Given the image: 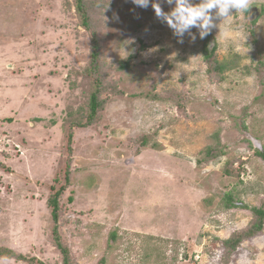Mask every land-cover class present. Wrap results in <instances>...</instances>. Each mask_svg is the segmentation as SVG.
<instances>
[{
  "label": "rangeland",
  "instance_id": "obj_1",
  "mask_svg": "<svg viewBox=\"0 0 264 264\" xmlns=\"http://www.w3.org/2000/svg\"><path fill=\"white\" fill-rule=\"evenodd\" d=\"M82 2L94 69L74 0H0V250L24 258L0 264H63L54 227L72 264H264V219L224 245L264 202V0L194 43L151 4Z\"/></svg>",
  "mask_w": 264,
  "mask_h": 264
},
{
  "label": "clouds",
  "instance_id": "obj_2",
  "mask_svg": "<svg viewBox=\"0 0 264 264\" xmlns=\"http://www.w3.org/2000/svg\"><path fill=\"white\" fill-rule=\"evenodd\" d=\"M171 5V10L165 12L160 3L154 0H132V3L140 8L151 7L157 19L172 30L173 35L178 38V42L183 43V37L188 34L189 39L194 43L197 34L192 29L197 30L200 39H204L210 34L213 28H218V32L226 33L230 30V25L223 28L214 23L215 20L227 21L234 13L244 14L250 8V0H199L194 4L192 0H164Z\"/></svg>",
  "mask_w": 264,
  "mask_h": 264
},
{
  "label": "trees",
  "instance_id": "obj_3",
  "mask_svg": "<svg viewBox=\"0 0 264 264\" xmlns=\"http://www.w3.org/2000/svg\"><path fill=\"white\" fill-rule=\"evenodd\" d=\"M74 5L78 11L79 19L81 21V26L84 28V30L88 31L90 33V38L92 42L91 52H90V58H91V66L92 68H96L99 65L100 62V45L96 39V34L92 31V28L90 27L89 23V17H88V11L86 10L85 5L83 4L82 0H74ZM211 54H205V61L210 62ZM121 68L127 67L126 64H122L120 66ZM220 69V72L225 66H218ZM215 70V69H214ZM99 82V80H97ZM99 83L96 84V89L91 93L89 97V116L88 121L86 123H83V126L81 128H85L90 126L93 121L97 118L98 111L103 106V101L100 99L101 91L99 88ZM255 155L259 157L262 162L264 163V152L256 150ZM217 158L216 155H209L206 162L209 160H213ZM62 190V189H61ZM60 190V191H61ZM58 198H59V191H57L47 202L48 206L51 208V215L55 223L58 221ZM227 203L226 207L228 209H233L237 207L236 205L232 204V197L231 194H228L227 196ZM70 201V200H69ZM246 210V209H245ZM251 214L253 215V220L250 223V225L239 232L233 233L228 240L224 242V245L227 249L228 257L229 255H232L239 249L242 242L251 239L258 235L262 229H263V219H264V202L262 203L260 208H252L250 209ZM54 235V242L56 249L60 252L62 256V262L63 264H72L70 262L69 252L68 250L61 244L60 238L57 234V228L54 227L53 230ZM0 259H19L24 260L22 256H16L9 250H0ZM103 264V263H101Z\"/></svg>",
  "mask_w": 264,
  "mask_h": 264
}]
</instances>
